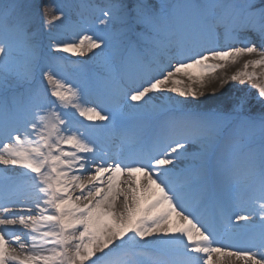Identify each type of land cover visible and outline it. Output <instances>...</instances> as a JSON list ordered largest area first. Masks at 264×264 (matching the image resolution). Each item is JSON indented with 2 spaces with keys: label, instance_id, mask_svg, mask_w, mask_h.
<instances>
[{
  "label": "snow or ice",
  "instance_id": "obj_1",
  "mask_svg": "<svg viewBox=\"0 0 264 264\" xmlns=\"http://www.w3.org/2000/svg\"><path fill=\"white\" fill-rule=\"evenodd\" d=\"M0 264H264V0H0Z\"/></svg>",
  "mask_w": 264,
  "mask_h": 264
},
{
  "label": "bare ground",
  "instance_id": "obj_2",
  "mask_svg": "<svg viewBox=\"0 0 264 264\" xmlns=\"http://www.w3.org/2000/svg\"><path fill=\"white\" fill-rule=\"evenodd\" d=\"M102 2V0H101ZM236 67H239V65H237ZM232 71H234V68H229L228 72L231 73ZM235 89L232 86H228L227 90L224 91V94L221 95V91H217L215 96H212L211 93V89H209V93L206 94V98H201L203 102L209 104V105H214L215 103L224 100L228 93L231 91H234Z\"/></svg>",
  "mask_w": 264,
  "mask_h": 264
},
{
  "label": "rangeland",
  "instance_id": "obj_3",
  "mask_svg": "<svg viewBox=\"0 0 264 264\" xmlns=\"http://www.w3.org/2000/svg\"><path fill=\"white\" fill-rule=\"evenodd\" d=\"M29 2L35 3L36 0H29ZM52 2L56 3V4H64L67 3L68 0H52ZM72 59H76V57H72ZM85 61L87 62V58H84ZM245 91H248L247 89H245ZM251 97L253 98V100L255 99V90H252L250 93Z\"/></svg>",
  "mask_w": 264,
  "mask_h": 264
}]
</instances>
